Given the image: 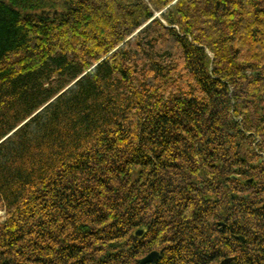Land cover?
Masks as SVG:
<instances>
[{"label": "trees", "instance_id": "trees-1", "mask_svg": "<svg viewBox=\"0 0 264 264\" xmlns=\"http://www.w3.org/2000/svg\"><path fill=\"white\" fill-rule=\"evenodd\" d=\"M263 100L264 0H0V264H264Z\"/></svg>", "mask_w": 264, "mask_h": 264}, {"label": "flooded vegetation", "instance_id": "flooded-vegetation-1", "mask_svg": "<svg viewBox=\"0 0 264 264\" xmlns=\"http://www.w3.org/2000/svg\"><path fill=\"white\" fill-rule=\"evenodd\" d=\"M260 117L264 120V100L261 106V110H260ZM261 137L257 136L255 137V141L253 142V144H250V146L246 145L243 147V155L245 156L246 153H251L254 152L258 155H264V140H262L263 142H261ZM247 149V151H246Z\"/></svg>", "mask_w": 264, "mask_h": 264}, {"label": "water", "instance_id": "water-1", "mask_svg": "<svg viewBox=\"0 0 264 264\" xmlns=\"http://www.w3.org/2000/svg\"><path fill=\"white\" fill-rule=\"evenodd\" d=\"M141 234H142V231H138V232H137V235H141ZM239 239H240L241 241L243 240L242 237H239ZM158 257H159V254H158L157 252L153 251V252L149 253L148 255H146V256L141 260V262H142L143 264H146V263H149V262H153V261L157 260Z\"/></svg>", "mask_w": 264, "mask_h": 264}, {"label": "rangeland", "instance_id": "rangeland-1", "mask_svg": "<svg viewBox=\"0 0 264 264\" xmlns=\"http://www.w3.org/2000/svg\"><path fill=\"white\" fill-rule=\"evenodd\" d=\"M1 216H3V212H1Z\"/></svg>", "mask_w": 264, "mask_h": 264}]
</instances>
